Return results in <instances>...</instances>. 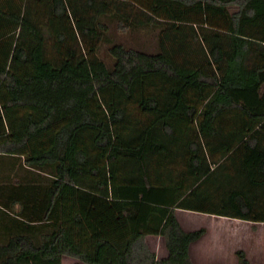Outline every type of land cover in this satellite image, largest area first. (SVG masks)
Returning a JSON list of instances; mask_svg holds the SVG:
<instances>
[{
    "label": "trees",
    "instance_id": "16d2710c",
    "mask_svg": "<svg viewBox=\"0 0 264 264\" xmlns=\"http://www.w3.org/2000/svg\"><path fill=\"white\" fill-rule=\"evenodd\" d=\"M176 208L264 221V0H0V264H192Z\"/></svg>",
    "mask_w": 264,
    "mask_h": 264
},
{
    "label": "rangeland",
    "instance_id": "374dc122",
    "mask_svg": "<svg viewBox=\"0 0 264 264\" xmlns=\"http://www.w3.org/2000/svg\"><path fill=\"white\" fill-rule=\"evenodd\" d=\"M134 10L139 13L137 9L134 8ZM106 23L108 30H106L105 36L109 40L104 41L105 43L110 40L119 41L124 45L134 46L146 51L153 50L156 47V29L153 27L142 29L120 28L117 27V23L112 18H107ZM82 47L84 48V46ZM100 49H103V46ZM175 214L186 226L194 228L202 226L206 230L203 249L207 251L200 252L201 246L200 248H193L194 264H208L211 259L215 258H220L224 264H232L235 257L234 250L241 248L239 247L241 242L244 247L241 249L243 251L247 250L251 258L259 260L258 264L264 262V221H253L252 223V221L229 216L200 213L198 211L188 212L181 208H176ZM148 240L154 249L162 251L160 241L159 244L155 243L152 237ZM68 261V258L62 259L63 264ZM253 264H257V262L253 261Z\"/></svg>",
    "mask_w": 264,
    "mask_h": 264
},
{
    "label": "crops",
    "instance_id": "0c3cea01",
    "mask_svg": "<svg viewBox=\"0 0 264 264\" xmlns=\"http://www.w3.org/2000/svg\"><path fill=\"white\" fill-rule=\"evenodd\" d=\"M182 209V208H181ZM186 211H195V210H189V209H185ZM198 212H200V211H198ZM200 213H207V212H200ZM208 214H212V213H208ZM215 215H217V214H215ZM222 216H224V215H222ZM176 217H177V215H176ZM230 217V216H229ZM233 218H236V217H233ZM177 219H178V221L180 222V225L184 228V229H191V228H194V227H189V226H186L184 223H182L181 221H180V219L177 217ZM236 219H240V218H236ZM242 220H245V219H242ZM249 221V220H248ZM251 222V221H250ZM252 223H253V221H252ZM205 232H206V230L197 238V239H195V240H193V241H191L190 243H189V246H188V253H189V257H190V259H191V262H192V264H194L195 263V259H194V255H193V248H200V246L202 247L201 249H200V252H202V253H204V252H206L207 250L206 249H203V240H204V236L206 235L205 234ZM153 238L154 239V242L155 243H158L159 244V241H160V245H161V249H162V251L160 252L158 249H154V247H152L153 245L149 242V238ZM145 239H146V241H147V243L149 244V246L158 254V252H159V254H158V256L159 255H163L164 254V252H165V250H164V247H163V244H162V239H161V236H159V235H157V234H147L146 236H145ZM242 243V242H241ZM241 243H240V245H239V247H241V248H244L242 245H241ZM207 246V245H206ZM244 252H245V254H246V256H247V258H248V260L250 261V263L251 264H253V261H255V262H257V264H258V262H259V260H257V259H253V258H251V256H249V254H248V252H247V250H244ZM234 256H235V254H234ZM64 258H68L69 259V261L66 263V264H68L69 262H71L73 259L72 258H70V257H67V256H63L62 257V259H64ZM62 259H61V263L60 264H63L62 263ZM212 263H219V264H224L223 263V261L220 259V258H215V259H211V261H209V263L208 264H212ZM236 263V256L234 257V259L232 260V264H235ZM259 264H264V262L263 263H259Z\"/></svg>",
    "mask_w": 264,
    "mask_h": 264
}]
</instances>
